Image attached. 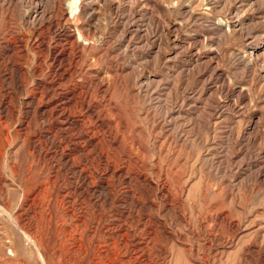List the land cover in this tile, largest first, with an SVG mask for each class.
<instances>
[{
  "label": "rangeland",
  "instance_id": "1",
  "mask_svg": "<svg viewBox=\"0 0 264 264\" xmlns=\"http://www.w3.org/2000/svg\"><path fill=\"white\" fill-rule=\"evenodd\" d=\"M66 1L0 0V264H264V0H81L58 66Z\"/></svg>",
  "mask_w": 264,
  "mask_h": 264
},
{
  "label": "bare ground",
  "instance_id": "2",
  "mask_svg": "<svg viewBox=\"0 0 264 264\" xmlns=\"http://www.w3.org/2000/svg\"><path fill=\"white\" fill-rule=\"evenodd\" d=\"M29 1V0H28ZM8 2V1H7ZM59 2V1H58ZM68 2V8L71 10H69L70 12V17L69 19L67 20V23H68V26H65V25H59V23H56L55 25L57 26V30L54 31V33L56 32V36L57 37H62V36H65L67 38V41L69 39L70 43L67 44V46H63L61 48L59 47H52L51 44H48V43H44L43 42V39H42V43L41 45H43V47H46L48 49V52L52 55V62L53 64H57L58 66H60L63 61L69 57V53L70 51H73V50H79V49H83V50H89V49H92L95 47L96 45V42L94 39H91L90 36L87 34V31L83 28V25H82V2L81 0H67L66 3ZM16 3V2H15ZM65 7V6H64ZM63 7V10L66 11V7L64 8ZM43 12V11H42ZM46 13V12H45ZM68 13V12H67ZM44 15V13H43ZM46 15V14H45ZM38 16V15H37ZM69 16V15H68ZM45 19H44V16L43 17H40V18H33L32 21L28 22V24L32 25L34 28L35 27H39V26H42L44 25L45 23ZM58 22H60L58 20ZM49 24V23H48ZM1 33V32H0ZM1 35V34H0ZM56 39V38H55ZM59 39V38H58ZM65 39V38H64ZM51 40V39H50ZM1 41V40H0ZM4 41V39H3ZM9 41H7V43H4L5 46H6V49L10 48L9 47ZM3 44V43H2ZM4 48V47H3ZM45 48V49H46ZM68 48V49H67ZM46 49V50H47ZM8 51V50H7ZM10 52V51H9ZM8 52V53H9ZM67 60V59H66ZM49 64V62H48ZM202 64V63H201ZM52 67V65H51ZM203 71L199 72L198 74V78L196 79V82L199 81V79H202L204 78V76H206L208 73H209V70H210V63L207 62L204 64L203 66ZM63 68V67H62ZM53 69V68H52ZM55 70V69H54ZM56 71V70H55ZM63 72V71H62ZM64 75V74H62ZM54 76V75H53ZM210 76L212 77V74H210ZM62 77V76H60ZM207 83V82H206ZM56 92V90H53V92ZM51 92V90H50ZM74 92H71V93H68L67 94V99L69 101L72 100V96H74ZM58 95V94H57ZM57 95H54V96H51L50 94L48 96H50V98H48L47 100V103L44 104L43 106V111L45 112V116L47 117V119L50 121L51 119L53 120L54 118H52L53 116L55 117V115H59L61 114L63 117L67 118V119H74L73 116L67 114L65 111L62 112V110L58 109V104H56L58 102V100L55 98V96ZM69 96V98H68ZM36 105V104H35ZM43 105V104H42ZM37 107V106H36ZM42 107V106H41ZM39 107V109L41 108ZM34 108V107H33ZM89 108V107H88ZM35 109V108H34ZM42 110V109H40ZM44 117V116H43ZM58 116L56 117V120H58ZM61 120V119H60ZM67 121V120H66ZM47 122V121H46ZM53 122V121H52ZM55 122V121H54ZM63 122V121H62ZM75 122V121H74ZM50 123V122H49ZM80 123V122H79ZM48 124V123H47ZM46 125V124H45ZM50 125V124H49ZM77 125V124H76ZM52 126V125H51ZM80 126V125H79ZM59 127V126H58ZM72 136V135H71ZM73 138V137H72ZM71 139V138H70ZM95 143V142H93ZM77 148V147H76ZM39 155V154H38ZM46 155V154H45ZM260 156V155H259ZM61 157V156H60ZM71 157V156H70ZM44 159V158H43ZM66 160V159H65ZM69 161V159H68ZM67 162V161H66ZM72 162V160H71ZM71 164V163H70ZM264 164V163H263ZM69 166V165H68ZM70 167V166H69ZM75 167V165H74ZM71 169V168H70ZM76 171V170H75ZM80 172V171H79ZM78 172V173H79ZM83 172V171H82ZM81 174V172H80ZM78 176V175H77ZM258 177H262L264 178V165L262 166V168L259 170L258 174H257ZM84 177V176H83ZM78 178V177H77ZM81 179V178H80ZM89 180V179H88ZM88 183V182H87ZM23 218V217H22ZM15 222V225L16 227L19 228V221L18 220H14ZM30 237V236H29ZM30 242H31V245L36 248V251L37 253L39 254V258L40 260H44V256L42 255V249H43V245L40 241L36 240L35 238L33 237H30L28 239ZM258 253V252H257ZM111 264V263H110Z\"/></svg>",
  "mask_w": 264,
  "mask_h": 264
}]
</instances>
